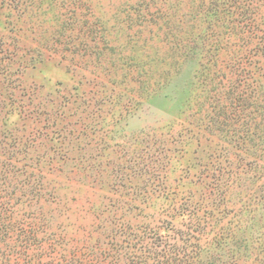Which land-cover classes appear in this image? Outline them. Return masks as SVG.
<instances>
[{"label": "rangeland", "instance_id": "1", "mask_svg": "<svg viewBox=\"0 0 264 264\" xmlns=\"http://www.w3.org/2000/svg\"><path fill=\"white\" fill-rule=\"evenodd\" d=\"M211 5L0 0L8 217L59 239L64 255L191 218L204 252L219 254L242 219L264 254V0H229L224 28L203 42ZM251 20L245 45L236 32ZM223 262L232 250L211 264Z\"/></svg>", "mask_w": 264, "mask_h": 264}, {"label": "trees", "instance_id": "2", "mask_svg": "<svg viewBox=\"0 0 264 264\" xmlns=\"http://www.w3.org/2000/svg\"><path fill=\"white\" fill-rule=\"evenodd\" d=\"M208 1L212 4V10L207 9L208 11L204 13V17H207L209 32L204 34L203 42L217 37L216 29L224 28L219 24V17L227 13L224 11L229 3V0ZM250 22L251 26H247V31L236 32L241 36L239 39L245 45L252 43L256 38L253 26L255 24L252 20ZM250 29L252 30L249 31ZM227 35L230 37L232 33L229 32ZM220 44L218 43L216 47ZM257 44L254 45V53L259 52L256 51V48H259L263 54L257 53V55H264V44L260 47H257L259 43ZM206 63L208 64L207 61ZM225 67L232 69L235 68V64H227ZM218 72L220 73V70ZM258 75L254 72L249 78L252 79L255 89L262 86L259 84L261 77L258 81L255 79ZM228 86L232 88L235 84L232 81ZM7 212V208L0 205V264H211V261H215L217 257L220 259L226 257L228 250H232L235 254V262L232 264H263L264 260V254L255 252L253 244L256 241L253 242L252 237H249L250 226L243 225L245 221L242 219L235 221V231L230 233V237L224 238L228 241H224L225 245L219 254L215 252V249L209 253L204 252L201 245L202 238L195 237L194 231L190 230L192 224L197 225L199 222L196 219L192 221L191 218L189 226L187 225L184 230L179 228L183 224L176 225L174 221H167L166 225L159 224L152 227L146 225L138 229V233L114 242L115 244L108 249L88 250L83 245L84 249L82 247L75 249V247L64 255L57 247L61 244L59 239L39 237L35 224L15 222L12 217L7 216ZM187 214L181 211V216L188 217Z\"/></svg>", "mask_w": 264, "mask_h": 264}]
</instances>
